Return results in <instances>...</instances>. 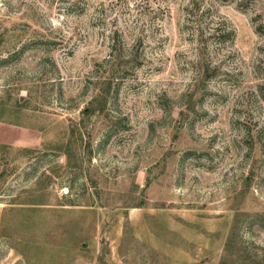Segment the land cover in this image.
<instances>
[{"label":"rangeland","instance_id":"1","mask_svg":"<svg viewBox=\"0 0 264 264\" xmlns=\"http://www.w3.org/2000/svg\"><path fill=\"white\" fill-rule=\"evenodd\" d=\"M0 264H264V0H0Z\"/></svg>","mask_w":264,"mask_h":264},{"label":"crops","instance_id":"2","mask_svg":"<svg viewBox=\"0 0 264 264\" xmlns=\"http://www.w3.org/2000/svg\"><path fill=\"white\" fill-rule=\"evenodd\" d=\"M7 126H5V124H3L2 122H0V141L1 140H16V138L19 140L22 135V132H20L19 130H16L15 128H6Z\"/></svg>","mask_w":264,"mask_h":264},{"label":"trees","instance_id":"3","mask_svg":"<svg viewBox=\"0 0 264 264\" xmlns=\"http://www.w3.org/2000/svg\"><path fill=\"white\" fill-rule=\"evenodd\" d=\"M248 264H257V263H255V262H249Z\"/></svg>","mask_w":264,"mask_h":264}]
</instances>
